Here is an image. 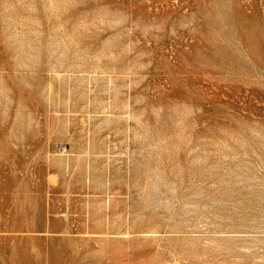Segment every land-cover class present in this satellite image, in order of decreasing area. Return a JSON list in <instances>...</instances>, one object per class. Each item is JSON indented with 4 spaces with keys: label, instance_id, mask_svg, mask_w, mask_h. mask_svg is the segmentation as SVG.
I'll return each instance as SVG.
<instances>
[{
    "label": "rangeland",
    "instance_id": "1",
    "mask_svg": "<svg viewBox=\"0 0 264 264\" xmlns=\"http://www.w3.org/2000/svg\"><path fill=\"white\" fill-rule=\"evenodd\" d=\"M0 264H264V0H0Z\"/></svg>",
    "mask_w": 264,
    "mask_h": 264
}]
</instances>
